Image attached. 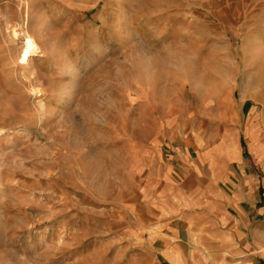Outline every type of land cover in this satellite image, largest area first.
<instances>
[{
  "label": "rangeland",
  "instance_id": "rangeland-1",
  "mask_svg": "<svg viewBox=\"0 0 264 264\" xmlns=\"http://www.w3.org/2000/svg\"><path fill=\"white\" fill-rule=\"evenodd\" d=\"M226 90L264 132V0H0V264H124L134 146Z\"/></svg>",
  "mask_w": 264,
  "mask_h": 264
},
{
  "label": "crops",
  "instance_id": "crops-1",
  "mask_svg": "<svg viewBox=\"0 0 264 264\" xmlns=\"http://www.w3.org/2000/svg\"><path fill=\"white\" fill-rule=\"evenodd\" d=\"M201 100L165 108L156 134L134 146L140 171L111 224L112 241H124V264H264L256 107L231 90Z\"/></svg>",
  "mask_w": 264,
  "mask_h": 264
},
{
  "label": "bare ground",
  "instance_id": "bare-ground-1",
  "mask_svg": "<svg viewBox=\"0 0 264 264\" xmlns=\"http://www.w3.org/2000/svg\"><path fill=\"white\" fill-rule=\"evenodd\" d=\"M19 36H20V33L17 30H15L13 32V42H15L16 40H19ZM23 44H24L23 51L20 52V54H18L20 55L18 59L27 64L29 62L30 56L33 54L34 50L36 49V42L34 39H29Z\"/></svg>",
  "mask_w": 264,
  "mask_h": 264
}]
</instances>
